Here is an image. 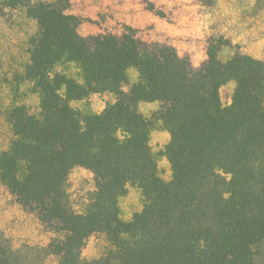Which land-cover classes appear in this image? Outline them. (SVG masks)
<instances>
[{"label": "trees", "instance_id": "trees-1", "mask_svg": "<svg viewBox=\"0 0 264 264\" xmlns=\"http://www.w3.org/2000/svg\"><path fill=\"white\" fill-rule=\"evenodd\" d=\"M142 4L169 18L151 0ZM70 7L71 0H0L1 15L21 8L36 23L26 60L2 81L9 138L0 185L51 233L45 246L13 247L0 231V264H44L48 254L58 264H89L82 249L93 234L107 240L97 264H264V59L211 34L194 66L130 25L83 35V18ZM223 48L231 50L224 59ZM229 81L224 104L220 88ZM103 93L112 100L93 111L88 98ZM141 101L158 103L150 117ZM154 121L169 135L167 179L149 143ZM76 166L93 180L79 208L68 184ZM129 186L142 206L125 220L118 202Z\"/></svg>", "mask_w": 264, "mask_h": 264}, {"label": "rangeland", "instance_id": "rangeland-1", "mask_svg": "<svg viewBox=\"0 0 264 264\" xmlns=\"http://www.w3.org/2000/svg\"><path fill=\"white\" fill-rule=\"evenodd\" d=\"M167 12L169 18L158 17L144 8L142 0H71L70 12L83 18L79 32L83 35L101 31L119 32L123 25L135 28L138 36L147 41H163L174 45L180 54H188L194 66L206 57V39L221 34L230 39L242 52L264 59V0H211L212 5L200 0H151ZM0 14V99L7 95L3 77H10L13 69L26 60V37L35 30L34 20L25 16L21 8L4 10ZM231 53L223 48L224 59ZM134 71H129V81ZM127 87H125L126 89ZM233 82L220 88L224 104L230 100ZM112 97L108 93L92 94L87 104L93 111H100ZM1 101V100H0ZM26 103L34 106L36 98L27 96ZM74 107L83 108V102H71ZM157 102L141 101L139 111L150 117L157 108ZM8 128L0 118V148L7 145ZM168 132L159 121H154L149 143L156 156L160 175L167 179L169 164L163 155L168 141ZM69 192L77 208L86 193L93 188L92 173L80 166L74 167L68 176ZM119 213L122 219H129L142 206V196L136 187L129 186L126 194L119 198ZM0 231L10 240L13 247L21 244L45 246L51 237L33 213L25 212L14 197L0 185ZM107 247L103 234L91 235L82 255L89 264H97ZM44 264H58L53 254L45 257Z\"/></svg>", "mask_w": 264, "mask_h": 264}]
</instances>
